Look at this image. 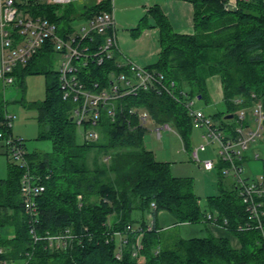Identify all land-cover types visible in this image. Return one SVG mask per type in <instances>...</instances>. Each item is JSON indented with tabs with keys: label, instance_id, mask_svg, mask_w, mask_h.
Instances as JSON below:
<instances>
[{
	"label": "trees",
	"instance_id": "1",
	"mask_svg": "<svg viewBox=\"0 0 264 264\" xmlns=\"http://www.w3.org/2000/svg\"><path fill=\"white\" fill-rule=\"evenodd\" d=\"M188 1L193 11L191 33L175 32L160 7L149 9L160 49L157 60L146 68L161 72L166 83L173 81L175 97L153 88L124 95L115 102L113 118L101 108L96 125L99 136L94 141L78 140V127L71 118L75 103L62 97L58 71L49 62L58 56L51 39L26 64L13 67V82L21 89L26 74L45 76L44 99L16 100L36 111L37 139L52 145L50 151H28L19 139L30 172L44 185L34 200L36 232L44 235L68 229L77 237L65 248L48 247L44 237L33 242L20 195L24 168L9 164L7 177L0 179L3 258L13 264H264V213L260 229L232 183L207 195L201 207L192 177L172 174L169 162L155 158L143 144L144 124L129 113L131 107L142 108L156 123L172 122L189 152L193 127L185 104L195 99L211 103L209 77L220 79L223 109L214 115L223 122H233L224 116L256 101L264 109V0H235V10L227 9L224 0ZM15 4L23 13L55 23L60 36L74 30L71 22L76 18L88 20L111 11V0L85 5L80 11L71 2L63 8L44 0H15ZM148 26L143 17L132 34L137 36ZM120 72L129 73L117 66L114 55L102 64L90 63L79 73L94 88V82L107 86L110 73ZM235 98L242 102L235 103ZM6 114L0 97L1 140L12 136ZM4 153L9 159L6 148ZM218 174L221 183L223 176ZM262 203L264 212V197ZM160 210L170 213L175 224L222 226L238 239L240 247H233L226 236L185 237L161 228L157 224ZM2 228L11 233H2Z\"/></svg>",
	"mask_w": 264,
	"mask_h": 264
},
{
	"label": "built area",
	"instance_id": "2",
	"mask_svg": "<svg viewBox=\"0 0 264 264\" xmlns=\"http://www.w3.org/2000/svg\"><path fill=\"white\" fill-rule=\"evenodd\" d=\"M44 1L62 5L72 0ZM224 1L226 7L229 1ZM56 29V24L47 18L21 12L15 0H0V78L4 84L12 83L13 67L26 64L43 43L51 39L60 57L57 71L62 97L75 103L71 118L80 128L82 140L89 142L98 138L96 125L101 108L113 118L117 109L115 102L124 95L136 94L139 89L153 88L157 92L163 91L175 97L173 81L166 83L161 72L139 66L125 55L120 61L117 60V66L127 68L129 73H110L111 80L107 86L94 82L92 88L85 84L79 73L81 68L90 63L102 64L119 52L112 11L96 14L85 20L78 30L75 29L65 36L58 35ZM182 94L186 95L184 92ZM234 102L242 101L235 98ZM185 106L192 127L202 130L203 141L189 150L191 160L205 170L216 169L220 175L229 176L245 204L246 211L256 220V226L262 229L260 218L264 213V176L261 174L258 178H251L245 169L247 160L259 157L258 153L248 156L246 150L263 134L264 109L261 102L256 101L251 106L238 108L232 113L233 122L223 123L222 126L215 124L210 115L201 108H194L193 100L187 101ZM143 110L144 112H141L131 107L129 113L145 124L149 113ZM5 117L7 125L10 126L12 116L7 113ZM155 125L154 130L158 138L162 136L163 131L172 130L170 122ZM3 142L9 158L24 168L20 179V195L23 211L30 223L29 233L33 242L44 237L48 247L65 248L77 237L68 229L54 234L46 232L44 235L36 232L33 223L37 221L38 210L34 200L44 190V185L39 176L30 172L25 159L26 150L21 146L19 139L10 136ZM182 147L185 149L184 144ZM206 151L209 155L203 157L202 153ZM210 217L209 215L208 218ZM147 228L150 229V225ZM4 252V247L0 245V264H13L1 256ZM115 256H121L120 248Z\"/></svg>",
	"mask_w": 264,
	"mask_h": 264
},
{
	"label": "rangeland",
	"instance_id": "3",
	"mask_svg": "<svg viewBox=\"0 0 264 264\" xmlns=\"http://www.w3.org/2000/svg\"><path fill=\"white\" fill-rule=\"evenodd\" d=\"M89 2V1H86ZM125 3L136 5V0H124ZM71 3L79 11L81 0H72ZM113 3V11H118V5ZM124 4V3H123ZM69 3L60 5L61 8L67 7ZM115 5V6H114ZM165 8L169 12L168 19L172 25L173 30H177L178 27L184 28L188 26L190 21V31L193 32L192 12L189 9L190 4L180 2L172 3L170 1L165 2ZM123 6V5H122ZM120 7V6H119ZM139 9H131L128 11L124 20H117V31L122 47L128 48L129 54L133 57L136 63L140 66L152 64L158 58V31L155 29L153 20H147L150 24L148 27H143L137 36L132 34L133 29L140 23ZM85 20L76 18L71 23L74 30L79 29V26L84 24ZM53 70H58L60 57L52 56L49 60ZM0 78V97L5 102V108L9 115L11 133L14 138L23 139L25 147L28 151H50L52 148L51 142L46 139H37L38 124L36 120V111L33 108L25 107L22 102L16 101L24 98L27 101H39L44 99L46 95L45 88V76L43 73H28L24 77V86L21 89L18 83L12 82L4 84ZM216 86H213L212 79L208 80V86L213 90L210 93L211 103L204 104L202 100L195 99L193 101L194 108H201L204 112L209 113L210 117L218 126H222L224 120L219 116H215L214 113L223 109L221 101L215 100L220 95V86L218 77H216ZM212 98L214 100H212ZM144 112L143 109H139ZM252 120V119H251ZM155 124L150 114L147 121L144 124L143 144L150 149L155 158L162 161H167L170 164L172 174L189 176L193 179V191L199 196L201 207L204 204L205 197L207 195L216 194L219 192V188L228 187L231 184L229 176L220 177L216 169L205 170L199 167L196 163L188 157V151L182 148L183 142L178 134L177 128L171 122V131H163L162 137L158 138L155 133ZM78 140H80V128L77 130ZM201 129H192L190 143L191 146L198 145L203 139L201 138ZM248 156L258 153L257 159H249L246 162V171L250 174L251 178H258L262 174V159L264 158V138L260 137L255 143L250 144L249 149L246 150ZM203 156L208 155L203 153ZM16 163L15 160L9 158L0 152V177H6L7 166L9 164ZM168 218V217H167ZM192 226V227H191ZM168 228L180 233L181 235H195L204 236L208 232L205 230L204 224H191L179 225L172 224ZM2 233H11L7 228H2ZM193 233V234H192Z\"/></svg>",
	"mask_w": 264,
	"mask_h": 264
},
{
	"label": "crops",
	"instance_id": "4",
	"mask_svg": "<svg viewBox=\"0 0 264 264\" xmlns=\"http://www.w3.org/2000/svg\"><path fill=\"white\" fill-rule=\"evenodd\" d=\"M86 1H89V2H86ZM99 1L100 0H81V5L79 6V11L84 9L85 5H91V4L97 3ZM167 1H170L172 3H180L181 1L184 2V3L188 2L190 4L189 9H191V11H192V4L188 0H136V5H133V6H130L131 4H129V3H125L124 0H114V3L116 5H118V8H117L118 11L116 10L117 14H115V11H113V3H112V0H111V11L113 13V17H114V20H115V32H116V38H117V43H118V48H119V52L116 54V60L120 61L122 59V56L125 55L126 57L130 58L133 62H135L133 57L129 54L128 48H125V46L122 47L121 41L119 39V34H118V31H117V28H116L117 20H124L126 18L125 16H127L128 11L131 10V9H134V8L139 9L138 12H141L140 15H139L140 16L139 20H141L143 17L147 18V20H150V19L153 20V18L150 17V15H149V9L152 8L155 5L160 7L161 11L168 18L169 12L165 8V6H166L165 2H167ZM228 1H229L230 4L235 5V0H228ZM153 24H154V21H153ZM191 25L192 24H190V21H189L187 27H184V28L178 27L177 30H174V31L178 32V33H191V31H190L191 30L190 29ZM155 29L158 31V28L156 26H155ZM157 37H158L157 39H158V44H159V36H157ZM159 49H160V45H159V48H158V52H159ZM136 64H138V63H136ZM146 66L147 65H145L143 67H146ZM216 77H218V76L214 75V76L209 77L207 79V88H208L209 94L212 92L213 89L210 86H208V80L212 79L213 86H216V84H215V83H217ZM218 82H219V86H220V89H221V83H220L219 77H218ZM212 100H214V99L212 98ZM215 100L222 101V89L220 91V95ZM179 137L181 138V136H179ZM181 141H182V139H181ZM191 147H193V146H191ZM4 150H5L4 142H3V140L0 139V152L2 154L6 155L4 153ZM203 153H207L209 155L208 151L203 152ZM208 155H206V156H208ZM188 157L190 158L189 152H188ZM203 157H205V156H203ZM7 175H8V166H7ZM7 175H6V177H7ZM247 175H250V174L247 172ZM179 176H181V175H179ZM6 177H0V179H5ZM175 221H176L175 218L170 213H168L165 210H160L158 212V214H157V224L161 228H167V227L171 226L172 224H175ZM179 225H183V226L189 225L190 226L191 224H189V223H180ZM205 230L208 233H211V234H213L215 236H226V237L229 238L230 243L232 244L233 247H235V248H239L240 247V243H239L238 239L235 236H233L230 232H228L225 228H223L222 226H219V225H216V224H212V223H207L205 225ZM193 236H195V235H187L185 237H193Z\"/></svg>",
	"mask_w": 264,
	"mask_h": 264
},
{
	"label": "water",
	"instance_id": "5",
	"mask_svg": "<svg viewBox=\"0 0 264 264\" xmlns=\"http://www.w3.org/2000/svg\"><path fill=\"white\" fill-rule=\"evenodd\" d=\"M226 8L229 9V10H235L236 9V6L235 5H232L230 3H226ZM232 117H233V114L232 113L226 114L224 116L225 119H231Z\"/></svg>",
	"mask_w": 264,
	"mask_h": 264
}]
</instances>
